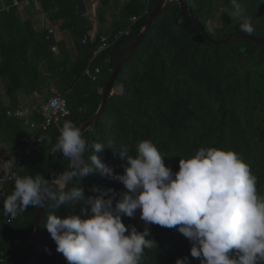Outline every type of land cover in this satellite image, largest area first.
I'll use <instances>...</instances> for the list:
<instances>
[{
  "label": "trees",
  "instance_id": "obj_1",
  "mask_svg": "<svg viewBox=\"0 0 264 264\" xmlns=\"http://www.w3.org/2000/svg\"><path fill=\"white\" fill-rule=\"evenodd\" d=\"M158 1L99 0V22L103 26L106 21L110 24L95 37L91 36L94 22L86 0L41 1L53 27L71 36L73 44L69 46L49 29L36 26L31 15L24 16L22 6L12 5L13 0H0V78L12 104L19 106L21 92L30 96L55 89L66 96L71 107V114L49 128L41 148L25 159L17 174H40L51 184L69 170L71 164L62 153L52 151L59 129L65 120L80 127L95 114L118 60L136 40ZM184 1L188 11L201 20L212 37L225 39L246 33L232 17L230 0ZM117 2L121 3L115 11ZM35 3L36 0H30L29 7L33 8ZM239 3L243 18L254 29L247 34L264 38V0H239ZM132 16L138 18L133 24ZM130 25V34L94 59L93 66L101 72L99 80L92 81L84 71L101 35ZM54 45L58 46V52L53 51ZM0 114L1 120L14 122L21 128V120ZM35 118L41 116L35 114ZM23 135L28 137L30 133H20L19 138ZM82 137L87 144L85 160L91 154V145L102 143L105 147L98 155L117 175L123 174L127 165L120 147L135 155L136 145L144 139H150L158 147L166 166L174 173L179 170L181 157L188 158L201 147L230 148L250 166L257 193L264 197V42L240 37L213 43L195 21L184 15L180 2L171 0L117 76L99 121ZM74 186L81 187L86 197L107 192L114 195V203L119 193L126 190L119 180L99 172L73 179L68 188ZM13 189L14 179L7 184L4 196ZM88 210L90 205L83 201L57 209L54 202H49L40 223L37 248L27 264H68L63 254L56 251L44 224L49 214L87 216L91 214ZM37 211L38 207L30 206L15 217L7 216L2 199L0 264L6 255H10L9 264L17 263L34 231ZM123 221L129 231L133 226L143 231L146 226L139 210L134 217L124 216ZM148 227L157 244L145 250L142 264H176L178 258H187L186 264H200L191 256V242L176 228L154 224Z\"/></svg>",
  "mask_w": 264,
  "mask_h": 264
},
{
  "label": "clouds",
  "instance_id": "obj_2",
  "mask_svg": "<svg viewBox=\"0 0 264 264\" xmlns=\"http://www.w3.org/2000/svg\"><path fill=\"white\" fill-rule=\"evenodd\" d=\"M230 2L240 30L253 32L239 0ZM86 147L81 129L65 120L52 151L62 153L72 169L52 184L40 174H17L13 191L3 197V212L12 217L30 206L45 208L49 202L56 209L81 201L90 205V215L53 213L44 224L68 264H142L145 250L157 244L148 227L153 224L176 228L191 242V256L200 264H264V197L257 193L250 166L234 150L201 147L194 155L181 157L174 173L158 147L144 139L136 145L135 155L120 147L127 165L117 175L98 155L105 147L102 143L91 145L85 160ZM93 172L125 186L115 203L107 192L86 197L81 187L68 188L73 179ZM137 210L146 226L129 231L123 217H134ZM186 259L178 258L176 264H186Z\"/></svg>",
  "mask_w": 264,
  "mask_h": 264
},
{
  "label": "built area",
  "instance_id": "obj_3",
  "mask_svg": "<svg viewBox=\"0 0 264 264\" xmlns=\"http://www.w3.org/2000/svg\"><path fill=\"white\" fill-rule=\"evenodd\" d=\"M29 4L30 0H25L23 2L19 0H13L12 3V5L16 6ZM10 6L11 5L5 6V8H9ZM137 19L138 18L136 16H132V24L135 23ZM131 25L112 34L103 33L101 35L100 44L94 50L93 56L84 71V74L92 81H98L101 72L99 67L93 66L94 59L101 52L111 47L122 36L130 34ZM49 31L51 33H54V29L52 28H50ZM95 35L96 34H91L92 37H95ZM57 49V45H54L53 50L57 51ZM0 113H4L8 118H17L21 120L22 123L31 131L30 135L26 137L25 146L22 148L16 159L11 163L10 172L6 176H0V182L3 185L2 189L0 190L1 202L6 193V184L14 179V176L18 173V168L24 163L25 159L30 156L35 150L41 148L43 141L47 137V131L49 130V128L52 125L59 124L65 117L71 114V107L66 96L63 93L55 92L54 94L39 102L38 105H21L17 107L6 108H2L0 106ZM35 114H39L41 116V119H36ZM9 260L10 255H6L4 258H1V262H3V264H9Z\"/></svg>",
  "mask_w": 264,
  "mask_h": 264
},
{
  "label": "water",
  "instance_id": "obj_4",
  "mask_svg": "<svg viewBox=\"0 0 264 264\" xmlns=\"http://www.w3.org/2000/svg\"><path fill=\"white\" fill-rule=\"evenodd\" d=\"M171 0H159L155 6V8L153 9V11L151 12L146 24L143 26L141 32L138 34L136 40L128 47V49L121 55L120 59L118 60V63L112 73V75L110 76L104 91H103V98L101 101V104L98 108V110L95 112V114L89 118L86 122H84L79 128L81 129V133L82 135L86 132V130H88L90 127L94 126L100 119L101 115L103 114L105 107L107 105V101H108V97L111 94L113 88H114V84L115 81L117 79V76L119 75V73L122 71L125 63L129 60L130 56L132 55V53L135 51V49L142 43V41L144 40L151 24L154 22V20L160 15V13L162 12V10L166 7V5L170 2ZM180 2L182 11L184 13V15L189 18L190 20L195 21L199 27H200V31L204 34V36L206 37V39H208L209 41L213 42V43H224L227 41H231L240 37H250L251 39H254L256 41L259 42H264V38L263 37H256V36H252L249 35L247 33H241V34H235L232 36H229L225 39H216L214 37H212L206 30L205 25L201 22V20L195 16H193L189 11L188 8L185 4L184 0H178ZM72 86V85H71ZM72 169V165H70L69 170ZM60 177V176H59ZM54 178L51 182L55 183L56 180L59 178ZM47 207V206H46ZM45 208H39L38 207V211L37 214L35 216V228L34 231L32 233L31 238L29 239L27 245L25 246V248L22 251V254L20 255L18 261L16 264H27L31 255L35 252L36 248H37V243L40 239L41 236V227H40V223L45 211Z\"/></svg>",
  "mask_w": 264,
  "mask_h": 264
},
{
  "label": "crops",
  "instance_id": "obj_5",
  "mask_svg": "<svg viewBox=\"0 0 264 264\" xmlns=\"http://www.w3.org/2000/svg\"><path fill=\"white\" fill-rule=\"evenodd\" d=\"M29 5H25L24 7H26V6L29 7ZM38 10H39V8H38ZM27 11L28 10L24 9L23 13L26 12L28 14ZM23 15L28 16L29 14L26 15L24 13ZM47 17H48V15H47ZM39 20L36 22V20L34 19L36 26H39V24H40L39 22H41ZM106 24L104 25L103 29H105L110 24L109 21H107ZM96 26L97 25L94 22V28L91 31V34H94V33L97 34L96 31H99ZM50 28L54 29V34L56 35L58 40L66 39L67 44L69 46H72L73 40L67 31L59 30V29L53 27V25H50L49 29ZM68 35H69L70 39L68 38ZM55 52H58V49ZM55 92H58V91L53 89L52 92H48V91H45L43 93L34 92L30 96L26 95L24 92H21L20 96H19V99H20L19 106L29 105L28 103H32V105H38L39 102L46 99L48 96L52 95V93L54 94ZM0 106L2 108L17 107V106H14L12 104V98L9 96L8 92L6 91L5 84L3 83L1 78H0ZM19 132L23 134L24 132L30 133L31 131L23 123H22L21 128H20L14 122L9 123L3 119L2 120L0 119V176H6L10 172L11 163L16 159V157L18 156V154L20 153V151L23 148L22 143H25L26 137L23 135L22 138H19V134H20ZM7 184H6V186H7ZM6 186H5V189H6ZM2 187H3V185L0 182V190L2 189Z\"/></svg>",
  "mask_w": 264,
  "mask_h": 264
},
{
  "label": "rangeland",
  "instance_id": "obj_6",
  "mask_svg": "<svg viewBox=\"0 0 264 264\" xmlns=\"http://www.w3.org/2000/svg\"><path fill=\"white\" fill-rule=\"evenodd\" d=\"M41 1L42 0H36V3H35V6L32 8V7H28V6H26V7H24L25 5H23L22 6V8H23V11H24V9H26V10H28L27 12H28V14L26 13V12H24L26 15H28V16H32L33 17V19H35L36 20V22L39 20V21H41V22H39L38 24H39V27L40 28H47V29H49V27H50V25H52L51 23H50V20H49V18L47 17V13L44 11V9H43V6H42V4H41ZM118 3V2H117ZM117 3H115L114 4V10L116 11L117 10V8L119 7V3H121V2H119L118 4ZM86 4H87V8H88V13H89V15L91 16V17H93L92 19H93V22H95V24L97 25L96 27H97V29L98 30H100L101 28H103L104 26H103V24H100L99 23V17H98V6H99V0H86ZM38 8H39V10H38ZM220 8L221 7H219V11H220ZM217 9H218V7H217ZM40 11V12H39ZM218 11V12H219ZM37 18H36V17ZM38 19V20H37ZM105 23H107V21L105 22ZM98 31H96V33H97ZM95 34V33H94ZM68 38L70 39V37H69V35H68ZM65 41H66V39H64ZM58 47V46H57ZM115 90L117 91V92H119L120 91V89L119 88H115ZM29 105H32V103H28Z\"/></svg>",
  "mask_w": 264,
  "mask_h": 264
}]
</instances>
